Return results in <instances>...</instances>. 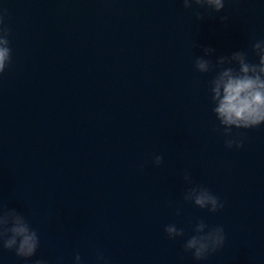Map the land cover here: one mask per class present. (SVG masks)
I'll return each instance as SVG.
<instances>
[{
	"label": "water",
	"instance_id": "95a60500",
	"mask_svg": "<svg viewBox=\"0 0 264 264\" xmlns=\"http://www.w3.org/2000/svg\"><path fill=\"white\" fill-rule=\"evenodd\" d=\"M22 2L95 146L173 262L264 264V124L233 128L244 146L225 148L208 91L218 69L194 68L204 47L215 49L206 57L213 61L241 50L257 62L251 46L264 39V0H226L224 10L200 21L181 0ZM153 154L164 156L161 166ZM185 170L223 209L183 202L193 186L183 181ZM169 201L182 205L179 216ZM199 220L226 234L225 245L202 261L183 251ZM168 224L185 235L168 239Z\"/></svg>",
	"mask_w": 264,
	"mask_h": 264
},
{
	"label": "clouds",
	"instance_id": "9594fccd",
	"mask_svg": "<svg viewBox=\"0 0 264 264\" xmlns=\"http://www.w3.org/2000/svg\"><path fill=\"white\" fill-rule=\"evenodd\" d=\"M183 8L190 10L195 20L206 18V13H219L225 9L226 0H181ZM203 10V11H201ZM7 10L0 8V76L12 62L10 47L11 29L5 24ZM207 16H211L207 14ZM228 16H221L220 21L226 23ZM251 51L257 62H250L248 53L234 51L230 55L217 56L215 61L206 58L215 53L211 47L203 48V56L195 58L194 68L198 73L207 74L215 71L209 83V98L213 105L212 112L219 121L214 130L220 132L227 149H240L244 146V137L234 134L232 129H252L264 124V39L255 41ZM235 65V67L231 66ZM164 162L162 154H153L152 163L159 167ZM142 173L143 167L139 169ZM183 181L193 185L184 192L183 202L194 204L200 209L216 213L223 209L224 203L209 188L194 185L190 171L185 170ZM168 206L175 207L176 215L181 214L182 205L172 201ZM166 237L175 240L185 235L183 228L168 224L164 228ZM191 235L183 244V251L191 253L196 261L206 260L209 255L220 250L226 242L225 229L222 225L210 227L203 220L195 223ZM40 246L38 232L30 225L26 217L15 208H8L0 203V249L14 251L22 259L33 257ZM183 259V257H181ZM97 264H109L102 252L96 254ZM34 264H47L44 260H36ZM74 264H82L77 252Z\"/></svg>",
	"mask_w": 264,
	"mask_h": 264
}]
</instances>
